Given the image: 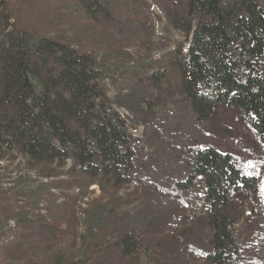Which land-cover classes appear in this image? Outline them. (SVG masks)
I'll return each mask as SVG.
<instances>
[{
	"label": "trees",
	"instance_id": "trees-1",
	"mask_svg": "<svg viewBox=\"0 0 264 264\" xmlns=\"http://www.w3.org/2000/svg\"><path fill=\"white\" fill-rule=\"evenodd\" d=\"M77 1L119 37L137 34L138 22L112 16L101 0ZM150 1L163 6L183 37L174 49L182 100L176 110L166 108L164 70L132 73L134 88L116 105L144 128L145 152L107 107L93 53L60 38L32 42L0 0V152L17 151L37 165L70 161L82 177L139 190L141 200L122 219L111 258L129 256L136 235L147 240L173 227L179 214L203 207L206 214L197 219L202 246L185 235L155 264H256L264 253V233L251 224L264 204V0ZM220 107L238 111L257 137L261 162L207 145L205 123ZM246 202L253 218L239 225ZM8 220L0 217V243L9 237L2 232Z\"/></svg>",
	"mask_w": 264,
	"mask_h": 264
},
{
	"label": "rangeland",
	"instance_id": "rangeland-1",
	"mask_svg": "<svg viewBox=\"0 0 264 264\" xmlns=\"http://www.w3.org/2000/svg\"><path fill=\"white\" fill-rule=\"evenodd\" d=\"M6 1L16 27L28 29L32 42L60 38L82 44L93 53L97 83L107 97V107L125 120L130 135L147 152L144 128L116 104L133 90V72V77H141L164 70L161 84L166 108L180 106L174 49L183 37L171 26L163 6L150 0H101L112 16L127 24L139 23L137 34L126 40L105 28L101 20H91L77 0ZM32 83L39 95L38 82L32 79ZM205 124L207 145L235 157L245 156L249 163L262 161L257 137L238 111L220 107ZM140 194L132 186L116 187L101 177H82L70 161L37 165L17 151L0 152V217L9 219L2 228L9 237L0 243V264H155L157 258L168 257L175 240L181 242L185 235L202 246L197 219L206 213L203 207H195L179 214L173 227L157 230L147 240L136 235L129 256L111 258L119 249L122 219L138 206ZM98 208L106 213L97 214ZM250 210L251 202H246L239 225L253 218L248 217ZM253 216L257 220L251 224L264 233V204ZM18 234L28 239L21 241ZM258 256L256 264H264V253ZM194 262L203 264L199 259Z\"/></svg>",
	"mask_w": 264,
	"mask_h": 264
},
{
	"label": "snow or ice",
	"instance_id": "snow-or-ice-1",
	"mask_svg": "<svg viewBox=\"0 0 264 264\" xmlns=\"http://www.w3.org/2000/svg\"><path fill=\"white\" fill-rule=\"evenodd\" d=\"M261 188H262V191H264V185H262Z\"/></svg>",
	"mask_w": 264,
	"mask_h": 264
}]
</instances>
